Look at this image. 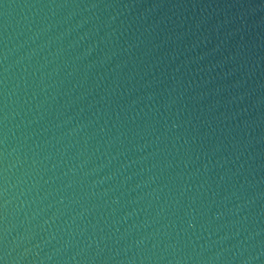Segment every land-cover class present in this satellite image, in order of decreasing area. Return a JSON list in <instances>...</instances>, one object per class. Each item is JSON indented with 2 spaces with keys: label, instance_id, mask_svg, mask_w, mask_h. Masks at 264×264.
<instances>
[{
  "label": "water",
  "instance_id": "obj_1",
  "mask_svg": "<svg viewBox=\"0 0 264 264\" xmlns=\"http://www.w3.org/2000/svg\"><path fill=\"white\" fill-rule=\"evenodd\" d=\"M0 264H264V0H0Z\"/></svg>",
  "mask_w": 264,
  "mask_h": 264
}]
</instances>
